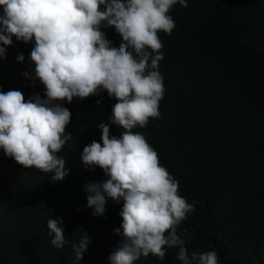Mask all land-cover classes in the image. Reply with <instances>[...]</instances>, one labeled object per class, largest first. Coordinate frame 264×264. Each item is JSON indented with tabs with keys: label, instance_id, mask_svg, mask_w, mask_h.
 I'll return each mask as SVG.
<instances>
[{
	"label": "trees",
	"instance_id": "16d2710c",
	"mask_svg": "<svg viewBox=\"0 0 264 264\" xmlns=\"http://www.w3.org/2000/svg\"><path fill=\"white\" fill-rule=\"evenodd\" d=\"M169 15L176 27L158 33L163 43L159 71L165 95L159 119L135 128L157 152L160 164L179 182V194L195 211L177 231L191 233L193 251L214 250L220 264H264V0H187ZM3 14L0 8V15ZM112 46L122 38L102 28ZM0 59V91L19 90L25 101L44 86L30 61L34 40L12 38ZM23 56V61L18 57ZM31 70V71H30ZM117 101L107 92L72 103L66 133L72 139L57 155L69 174L52 182L49 174L25 169L0 149V264H109L122 237L114 230L122 203L108 200L103 216L87 207L85 186L107 179L100 168L85 169L84 146L101 141ZM123 129L110 125V137ZM62 218L68 243L52 246L47 221ZM87 233L80 261L72 245ZM178 249L161 261L151 255L136 264H182Z\"/></svg>",
	"mask_w": 264,
	"mask_h": 264
},
{
	"label": "clouds",
	"instance_id": "9594fccd",
	"mask_svg": "<svg viewBox=\"0 0 264 264\" xmlns=\"http://www.w3.org/2000/svg\"><path fill=\"white\" fill-rule=\"evenodd\" d=\"M176 4L188 6L187 0H0V44L10 46L13 37L25 44L34 40L30 61L46 97L25 101L19 90L0 91V149L6 157L49 174L54 183L62 181L69 171L57 154L72 136L66 133L71 112L60 102L105 91L117 101L109 122L99 126L102 144L92 141L80 157L85 169L98 167L107 177L85 186L92 215L103 216L108 200L123 202L122 223L114 230L122 239L109 264H136L150 255L163 261L170 249H178L182 264H220L214 250L189 253L191 233L177 229L195 211V202L179 194V182L146 137L133 131L160 118L165 86L158 33L171 35L176 27L169 15ZM102 28L115 29L122 38L118 48ZM5 53L0 47V59ZM110 125L123 129L119 138L110 137ZM62 224V218L47 221L56 249L68 243ZM89 243L85 232L78 246L72 245L77 261Z\"/></svg>",
	"mask_w": 264,
	"mask_h": 264
}]
</instances>
